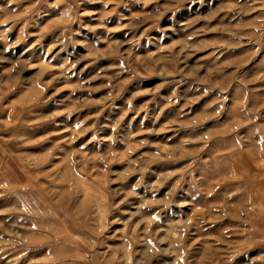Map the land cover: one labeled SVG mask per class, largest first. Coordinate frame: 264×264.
Returning a JSON list of instances; mask_svg holds the SVG:
<instances>
[{"label":"rangeland","instance_id":"obj_1","mask_svg":"<svg viewBox=\"0 0 264 264\" xmlns=\"http://www.w3.org/2000/svg\"><path fill=\"white\" fill-rule=\"evenodd\" d=\"M0 264H264V0H0Z\"/></svg>","mask_w":264,"mask_h":264}]
</instances>
